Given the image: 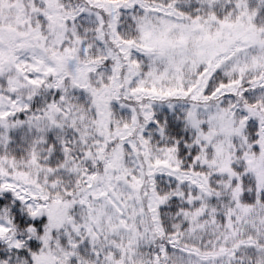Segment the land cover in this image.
I'll list each match as a JSON object with an SVG mask.
<instances>
[{"label":"snow or ice","instance_id":"obj_1","mask_svg":"<svg viewBox=\"0 0 264 264\" xmlns=\"http://www.w3.org/2000/svg\"><path fill=\"white\" fill-rule=\"evenodd\" d=\"M0 264H264V0H0Z\"/></svg>","mask_w":264,"mask_h":264}]
</instances>
